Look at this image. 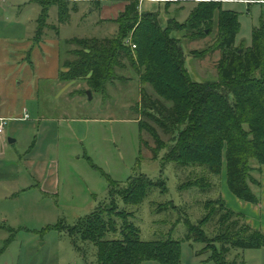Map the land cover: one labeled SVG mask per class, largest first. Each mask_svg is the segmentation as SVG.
Wrapping results in <instances>:
<instances>
[{
	"label": "rangeland",
	"instance_id": "rangeland-1",
	"mask_svg": "<svg viewBox=\"0 0 264 264\" xmlns=\"http://www.w3.org/2000/svg\"><path fill=\"white\" fill-rule=\"evenodd\" d=\"M63 1L70 2L69 10L59 21L58 3ZM42 3L49 11L38 38ZM123 3L126 1L0 0V116L8 118L0 133V264H101L99 249L74 227L100 207L111 206L108 177L120 185L140 175L158 184L165 182V189L161 184L154 186L139 204L125 203L120 197L116 203L118 209L131 214L142 240L180 239L178 264H217L212 256L221 244L215 238L226 230V221L212 216L203 225V232L196 231V238L186 240L185 236L188 224H201L213 210L221 212L220 201L247 214L249 221H254L251 208L264 212L262 174L254 172L256 181L251 185L259 203L238 199L227 184L225 151L217 175L204 166L168 161L172 135L156 125L168 147L154 156L155 138L139 125L141 87L130 65L118 69V79L101 92H94L86 79L59 81L62 63L76 60L73 53L82 52L78 44L68 40L117 34L115 19L124 12ZM169 3L145 0L140 11L156 12L165 28L171 18L177 24L185 23L199 2ZM222 5L239 15L236 44L250 46L254 28L264 23V4L261 0L253 4L227 0ZM177 28L172 35L181 39L191 76L198 81H217L222 52L217 25L211 34L199 39ZM261 29L264 41V27ZM255 77L264 79V64ZM147 87L155 96L153 88ZM87 90L93 92L92 99ZM229 98L234 99L232 94ZM24 109L30 118L21 120ZM143 119L155 126L148 117ZM10 138L15 142L10 143ZM38 166L47 169L48 175L37 178L34 168ZM257 219L259 222L260 214ZM240 220L232 217L229 224L240 229L245 223ZM107 237L120 238L119 233H108ZM228 258L264 264V247H235Z\"/></svg>",
	"mask_w": 264,
	"mask_h": 264
},
{
	"label": "trees",
	"instance_id": "trees-1",
	"mask_svg": "<svg viewBox=\"0 0 264 264\" xmlns=\"http://www.w3.org/2000/svg\"><path fill=\"white\" fill-rule=\"evenodd\" d=\"M125 1L124 12L115 19L117 34L68 40V43L78 44L82 52L73 53L76 60L67 59L62 63L58 79L61 82L86 79L94 92H101L106 90L108 83L118 79V69L130 65L139 76L141 87L139 125L155 138L154 156L168 147L156 125L166 135H172L170 140L174 143L167 148L168 161L195 168L204 166L205 170L217 175L222 170L225 151L230 191L242 201L258 204L259 199L251 185L256 181L253 173L262 174L264 166V79L255 77V72L264 64V41L259 32L264 23L254 28L250 46H239L236 44L239 15L224 9L220 0L199 1L185 23L177 24V20L171 18L165 28L160 25L156 12H139L141 0ZM69 3H58L59 21L68 12ZM42 4L44 13L38 19V38L42 36L49 11L48 6ZM177 25L188 31L192 39L208 36L217 25L222 50L217 81H198L191 76L185 66L181 39L172 35L178 30ZM129 36L136 45L134 49L127 45ZM148 85L155 96L148 92ZM231 94L233 100L229 98ZM144 117L152 120L155 126L144 121ZM108 179L111 206L100 207L80 219L74 227L84 240L99 249L100 263L156 261L178 264L180 239L142 240L139 226L130 219L131 214L118 209L116 203V197H120L125 203L139 204L154 186L161 184L165 189V182L155 183L145 175L131 177L126 185ZM218 207L221 212H217L218 209L211 211L201 224H188L185 239L196 238V231L203 232V225L218 215L219 220L227 222V227L215 238L221 246L212 258L217 264H245L243 260H229V251L235 247H264V231L249 225L245 214L228 207L225 200L220 201ZM232 217L245 220L242 228L234 230V224H229ZM108 233H119L120 238H109Z\"/></svg>",
	"mask_w": 264,
	"mask_h": 264
},
{
	"label": "crops",
	"instance_id": "crops-1",
	"mask_svg": "<svg viewBox=\"0 0 264 264\" xmlns=\"http://www.w3.org/2000/svg\"><path fill=\"white\" fill-rule=\"evenodd\" d=\"M148 1H156V2H162V3H167V2H169V1H175V0H148ZM190 1H206V0H190ZM220 1H222V3H224L225 1H227V0H220ZM145 2V0H141V2H140V6H139V12L140 13H142V12H144V11H140V8H141V4L142 3H144ZM126 4H127V2H126ZM126 4L125 3H123V6L122 7H124L125 8V6H126ZM251 4H253V3H251ZM166 6H169V4L167 3L166 4ZM59 72V71H58ZM58 76H59V73H58ZM60 81V80H59ZM24 112H27V110L26 109H24V111H23V113ZM0 117H5L4 115H1ZM19 117V116H18ZM19 118H22V117H19ZM30 118V117H29ZM22 120V119H21ZM47 169H43V168H41V166H38V168H34V175L37 177V178H44L45 176H47L48 175V173H46L47 171H46ZM33 174V173H32ZM47 174V175H46ZM35 178V177H34ZM36 179V178H35ZM261 183H262V186H263V184H264V166H263V173H262V179H261ZM248 203V202H247ZM245 208L246 209H249V205H246L245 206ZM258 211H259V208L258 207H256V208H251L250 209V216L251 217H253L254 218V221H249V217H248V215L247 214H245V216H246V221H247V223L248 222H251V224H253V225H251L253 228H256V229H262L263 231H264V212H260L259 211V213H258ZM239 212V211H238ZM241 213H243V212H241ZM244 214V213H243ZM260 214V221L258 222V219H257V216Z\"/></svg>",
	"mask_w": 264,
	"mask_h": 264
},
{
	"label": "built area",
	"instance_id": "built-area-1",
	"mask_svg": "<svg viewBox=\"0 0 264 264\" xmlns=\"http://www.w3.org/2000/svg\"><path fill=\"white\" fill-rule=\"evenodd\" d=\"M234 1H245V2H249V3H250V1H252V0H234ZM254 2H255V1H253V3H254ZM261 3L264 4V0H261ZM127 43L130 44V45H132L133 48L136 47L135 44H131V41H130V40H128ZM29 117H30V116H29V113H28V112H25V114L23 115V117L20 118V119H22V120H26V119H28ZM7 119H8V118H6V117H0V133H3V131H4V128H5V126H6L7 122H8Z\"/></svg>",
	"mask_w": 264,
	"mask_h": 264
},
{
	"label": "water",
	"instance_id": "water-1",
	"mask_svg": "<svg viewBox=\"0 0 264 264\" xmlns=\"http://www.w3.org/2000/svg\"><path fill=\"white\" fill-rule=\"evenodd\" d=\"M250 3H253V1H250ZM87 94H88V96H89V99H92V98H93V94H92L91 90H87ZM9 142H10V143H13V142H15V139L10 138V139H9Z\"/></svg>",
	"mask_w": 264,
	"mask_h": 264
}]
</instances>
